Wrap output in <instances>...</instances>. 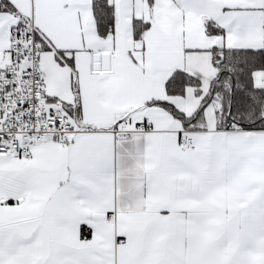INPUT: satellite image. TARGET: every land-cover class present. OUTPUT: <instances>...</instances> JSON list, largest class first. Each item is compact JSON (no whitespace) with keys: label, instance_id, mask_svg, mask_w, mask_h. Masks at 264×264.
Here are the masks:
<instances>
[{"label":"snow or ice","instance_id":"obj_1","mask_svg":"<svg viewBox=\"0 0 264 264\" xmlns=\"http://www.w3.org/2000/svg\"><path fill=\"white\" fill-rule=\"evenodd\" d=\"M0 264H264V0H0Z\"/></svg>","mask_w":264,"mask_h":264}]
</instances>
